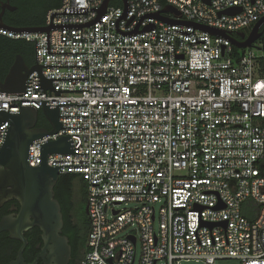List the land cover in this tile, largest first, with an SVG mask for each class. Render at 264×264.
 <instances>
[{
  "label": "built area",
  "instance_id": "1",
  "mask_svg": "<svg viewBox=\"0 0 264 264\" xmlns=\"http://www.w3.org/2000/svg\"><path fill=\"white\" fill-rule=\"evenodd\" d=\"M105 2L62 0L48 32L0 27L34 43L41 68L21 94L0 91V109L87 104L59 105L87 115L60 117L63 127L87 128L38 139L29 157L38 166L41 144L62 135L87 153L48 155L51 166L87 165L59 167L87 184L80 264H264V44L235 56L232 40L264 17V0H110L100 17ZM168 5L179 15L160 14Z\"/></svg>",
  "mask_w": 264,
  "mask_h": 264
},
{
  "label": "water",
  "instance_id": "2",
  "mask_svg": "<svg viewBox=\"0 0 264 264\" xmlns=\"http://www.w3.org/2000/svg\"><path fill=\"white\" fill-rule=\"evenodd\" d=\"M127 6V0H123ZM209 2V0H206ZM110 0H106L100 11V17L105 13ZM234 10H228L232 13ZM171 12L179 15L173 6H165L160 14ZM166 23H181L179 20H167L160 17ZM264 17L261 18L247 33L245 31L237 34L242 38L239 40L232 37L233 45L239 49L251 47L262 35ZM0 27L15 30H27L31 32L49 31V27H8L0 22ZM149 28H152L150 26ZM212 35L226 36L229 34L209 26H199ZM41 68L35 63L29 66L21 55L11 66L4 80H0V91L13 94H21L25 91L28 76L35 70ZM45 84L50 81H45ZM59 105H87V104H49L43 101L42 110H37L32 105H22L21 111H9L0 109V124L9 120L10 125L5 133V141L0 148V207L5 203L15 200L18 205L13 204L10 208L12 213L0 219V233L8 232L9 237L19 240L21 246L17 257L9 264H37L25 262L24 251L28 245L26 233L34 227L41 230L43 240L40 257H44V264H70L72 258V245L67 235L63 234L65 225L64 214L60 201L56 198L55 186L60 179V166H87V165H65L51 166L48 164L50 153L63 154H87L75 152L74 141L70 136L62 135L55 140L41 144V163L32 166L29 163L30 145L48 134L58 133L62 128H87V127H63L60 117H75L87 115H60ZM40 111L48 119L50 129L38 126ZM88 214V205L86 207Z\"/></svg>",
  "mask_w": 264,
  "mask_h": 264
},
{
  "label": "trees",
  "instance_id": "3",
  "mask_svg": "<svg viewBox=\"0 0 264 264\" xmlns=\"http://www.w3.org/2000/svg\"><path fill=\"white\" fill-rule=\"evenodd\" d=\"M159 1L162 5H166L167 3V0H159ZM61 4H62V0H33V1H29L28 3L30 8L32 7L33 9H38L41 5L44 6L43 18L41 22H39L42 25L46 23L49 10L59 8ZM261 30H264V25ZM244 31L248 33L249 29H245ZM0 36L1 39L3 40L2 46L8 50L18 48V46L21 45L18 39L9 38L4 35H0ZM234 37L239 40H242V38L236 33L234 34ZM259 41H262V43L264 44V32L263 35L259 38L258 42ZM22 44L25 46H31L32 48L35 49V45L32 42L25 40L23 41ZM234 52H235V56H240L243 50L234 47ZM40 125H42L41 122L38 123L39 127ZM50 128L51 127L49 126L48 129ZM78 177L79 176L75 174L60 175L59 183L55 188L57 193L56 197L62 205V211L64 214V222L66 227L64 234L69 236L70 243L72 245V259L70 264H80V261L85 251L87 250V240L90 230V222L89 220L86 219L87 214L85 212H81L78 209L77 216L79 219V224L74 227V223L71 220V216L68 212L69 208L67 209V206H70L71 204L72 194L75 190V185H76L75 182L78 179ZM81 180L83 182V186L86 188V192H88L86 182L83 179ZM11 203L12 202L8 203L4 209L0 207V219L4 214H6L9 211L11 207ZM14 203L18 205L17 201H14ZM259 207L260 205L257 202H255L252 199H249L246 202V206H244L243 213L249 216L251 219H254L258 214ZM26 236L30 241V245L35 246L38 238L36 232L33 233V231H28L26 233ZM9 240L11 239L9 237L8 232H2L0 234V249H1L0 255L5 258L6 260L5 264L9 263L8 261L10 260V258L16 257V253H18L17 249H19L21 246V242H18L15 251H13V249L9 246Z\"/></svg>",
  "mask_w": 264,
  "mask_h": 264
},
{
  "label": "flooded vegetation",
  "instance_id": "4",
  "mask_svg": "<svg viewBox=\"0 0 264 264\" xmlns=\"http://www.w3.org/2000/svg\"><path fill=\"white\" fill-rule=\"evenodd\" d=\"M29 1H33V0H0V22H2L4 25L8 27H15V28L42 26V24H40L39 22H41L43 18L44 6L41 5L38 9H33L32 7L30 8V6L28 5ZM18 41L21 44L18 46V48L8 50L2 46L3 40L1 39L0 36V80L5 79V77L10 71L11 66L16 61L18 55H21L29 66L34 65L37 61L36 50L31 46L23 45L22 43L23 41H25L24 39H18ZM39 122H41L42 124L40 125V127L48 129L50 126L48 119L43 115L42 112H40L38 116V123ZM14 201L15 200L5 203L1 208L4 209L6 205L10 202H12L11 203L12 206L13 204H15ZM67 209L71 216V220L74 223V227L77 226L79 224V219L77 216L78 203H77V195L75 190L72 194L71 204L70 206H67ZM10 213H12V211L9 209V211L3 216ZM65 228L66 227L64 225L63 234ZM29 231H33V233L36 232L38 238L35 246L30 245V241L28 242V245L24 251L25 262L34 263L35 261H37V264H44L45 258L39 256L40 253L42 252V247L44 245L41 236V230L38 227H34ZM10 239L11 240H9V246L13 249V251H15L17 247V243L20 241L13 238ZM16 257H17V253H16ZM16 257L10 258L8 262L10 263L14 259H16ZM5 262H6L5 258L0 255V264H5Z\"/></svg>",
  "mask_w": 264,
  "mask_h": 264
},
{
  "label": "rangeland",
  "instance_id": "5",
  "mask_svg": "<svg viewBox=\"0 0 264 264\" xmlns=\"http://www.w3.org/2000/svg\"><path fill=\"white\" fill-rule=\"evenodd\" d=\"M81 177H78L76 180V185H75V191L77 195V203H78V209L81 212L86 213V207H87V192L86 188L83 186V182L81 180ZM124 207V206H123ZM135 204L131 203L128 208H134ZM87 214V213H86ZM86 219L89 220V215L87 214ZM160 264V263H159ZM218 264H240L238 260H233V259H227V260H220L218 261Z\"/></svg>",
  "mask_w": 264,
  "mask_h": 264
}]
</instances>
